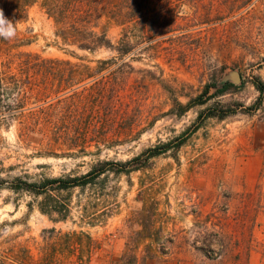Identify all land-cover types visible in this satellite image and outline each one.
Here are the masks:
<instances>
[{"label": "rangeland", "instance_id": "374dc122", "mask_svg": "<svg viewBox=\"0 0 264 264\" xmlns=\"http://www.w3.org/2000/svg\"><path fill=\"white\" fill-rule=\"evenodd\" d=\"M88 1L128 54L0 0V178L115 170L62 192L69 210L1 190L0 264H264V0ZM57 60L103 70L62 113Z\"/></svg>", "mask_w": 264, "mask_h": 264}, {"label": "trees", "instance_id": "16d2710c", "mask_svg": "<svg viewBox=\"0 0 264 264\" xmlns=\"http://www.w3.org/2000/svg\"><path fill=\"white\" fill-rule=\"evenodd\" d=\"M86 1L87 0H57L55 3H48L49 0H46L44 6L48 5L47 9L49 10L50 17H53L57 25L60 26V32L58 33V36L62 38L64 43L75 46L81 51L94 53L100 49H111L121 56L128 54L130 51L125 48L123 41L120 47H114L111 41L108 39L106 33L103 32L98 34L94 31L95 26H92V23L94 20L93 15L95 11L93 10L94 8L90 1ZM33 2L34 0H18V5L19 7H27ZM110 61L115 60L112 59ZM56 63L59 66L67 67V70H62L59 72V85L57 91L54 92L55 95H59V98L66 96L58 100L60 107L55 109L56 112L62 113L61 109L65 110L66 104L67 106L70 104L69 101L72 97L69 95V93L72 92V89L75 86L85 82L87 79H92L101 75L103 70L101 69V71H96L97 73L95 72L90 74L88 70L83 72L79 71L77 65H73L68 61L57 60ZM106 63L109 62H99L100 65ZM226 90L227 88H225L223 91H220L219 93H224ZM57 129L58 128L54 129L53 131ZM167 151V147H165L162 152L150 150L147 152V158H154L166 153ZM109 165V162H98L93 165L86 174H70L61 177L47 178L36 182H31L28 180V178H16L9 183L5 179L0 178V191L9 189L14 193H29L36 197L46 196L48 201L42 203L41 206V211L43 213H49V210H53L54 212L62 211L63 209L69 210L70 201L61 200V193L72 192L78 189L85 190L89 186L96 185L97 179L106 176L111 171L115 172V170L108 168ZM62 219L64 220L66 218L63 217Z\"/></svg>", "mask_w": 264, "mask_h": 264}]
</instances>
